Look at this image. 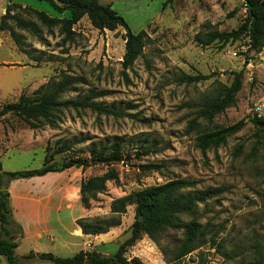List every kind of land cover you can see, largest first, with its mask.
I'll return each instance as SVG.
<instances>
[{
  "label": "rangeland",
  "instance_id": "1",
  "mask_svg": "<svg viewBox=\"0 0 264 264\" xmlns=\"http://www.w3.org/2000/svg\"><path fill=\"white\" fill-rule=\"evenodd\" d=\"M101 2L111 4L133 33L146 31L149 35L142 56L131 69L122 66L124 28L99 31L84 18L68 38L61 26L48 28L29 9L61 18L68 17L69 12L58 14L47 1L0 0V22L7 7L14 4L12 13L33 24L24 29L9 21L19 43L10 32H0V110L19 102L22 95L31 102L39 100L43 85L53 90L63 75H68L75 83L60 94V102L90 98L94 104L128 115L120 118L91 109L59 108L52 116V125L42 122L31 129L20 117L7 114L0 118L3 169H39L48 152L69 145V151L54 158L53 165L60 166L71 158H88L86 150L92 145L122 138L124 161L111 166L119 182L106 183L88 210L90 218L107 217L116 199L176 179L196 182L194 191L224 189L218 198L198 205L195 213L181 216L177 225L163 231L156 240L143 234L127 249L129 261L138 257L144 264H167L180 249L185 225L196 219L206 234L197 240L198 249L185 258L184 264H264V132H257L252 124L257 116L253 112L255 104L264 99V48H251L249 37L224 47L218 42L201 47L194 40L205 23L220 31L236 30L248 17L244 0ZM235 72L243 74L236 106L208 120L203 116L206 105L221 94L223 86L231 85ZM184 75L210 78L188 83L181 81ZM240 121L245 125L230 131ZM208 134L223 141L202 149L199 139ZM13 144L18 147L6 151ZM150 164L159 165V169L140 168ZM107 170L103 165L85 172L72 168L55 181L65 179L66 195L72 202L77 196L81 198L83 178L102 176ZM54 183L16 180L14 191L25 193L43 186L51 190ZM135 220L136 205L130 203L121 225L87 243L88 251L104 257L114 255L131 237ZM13 230L19 235L16 226ZM31 251L64 258L76 254L73 250L53 249L46 243L24 241L16 252L20 264L46 263L39 258L25 261L23 255ZM0 264H8L6 257H0Z\"/></svg>",
  "mask_w": 264,
  "mask_h": 264
},
{
  "label": "trees",
  "instance_id": "2",
  "mask_svg": "<svg viewBox=\"0 0 264 264\" xmlns=\"http://www.w3.org/2000/svg\"><path fill=\"white\" fill-rule=\"evenodd\" d=\"M47 1L58 13L69 12V16L61 18L52 17L45 12L35 9H29L37 19L47 26L53 28L61 26L62 32L69 38L74 33L73 27L85 17L91 22L92 26L99 31H116L124 28L126 33L125 54L123 56L122 66L125 70L131 69L136 60L142 56L149 35L146 31L133 33L123 17H121L111 4H103L101 0H41ZM245 4L251 7L248 10V17L236 30L226 32L220 31L216 26L205 23L201 31L195 35V42L201 47L211 46L214 43H221L222 47L230 42L237 41L243 37H249L251 48L260 50L264 48V0H244ZM14 4H10L0 22V32H10L12 38L19 43L16 32L9 21H14L19 28L29 29L33 24L23 19L18 14H13ZM125 73V72H124ZM234 78L230 86H223L221 94L210 101L203 111V116L212 120L216 115L226 111L228 108L236 106L237 95L243 86V74L241 72L233 73ZM207 75H184L182 82L197 83L209 79ZM75 83V79L68 75H63L62 80L55 85L53 90H46L50 85H43L40 91H43L39 100L31 102L22 95L17 103H9L0 110V118L7 114H15L20 117L31 129H35L45 122L52 125V116L59 108L64 109H91L107 116L126 117L125 113L106 108L102 105L94 104L90 98L83 101H64L60 102V94L70 85ZM252 124L257 132H264V116H256ZM245 125L240 121L230 128V131H238ZM223 138H218L215 134H208L200 137L199 147L208 148L210 145H219ZM124 139L116 138L111 143L102 145H92L86 152L88 158L75 157L64 162L60 166L53 165L57 154H62L70 150L69 145H60L51 153L45 155L44 164L41 168L28 171L7 172L3 170L0 160V256L6 257L8 264H20L16 249L19 246V239L23 237V231L13 219L12 208L10 205L9 184L14 180L29 179L33 177H42L51 172H64L66 170L77 168L85 172L87 168L103 165L108 167L106 173L102 176L93 178H83L80 187L81 203L84 209L89 210L92 202L98 200V194L105 190V185L109 181L119 182V176L111 166L124 161L123 149ZM142 170H158L159 165L150 164L140 166ZM196 182L176 179L163 185L153 186L141 191L133 192L130 195L116 199L112 202L110 214L105 217L81 218L76 223L81 227L84 235L98 236L108 233L112 228L121 225L122 216L127 211L130 203L136 205V220L132 227V235L110 256L104 257L96 251H80L72 257H58L52 253H29L26 259L39 258L43 261H49L53 264H144L143 261L135 257L128 260L125 256L127 249L134 246L143 234L153 239H157L163 231L172 228L179 222L181 216L190 215L197 211L198 205L212 199L218 198L224 193L223 188H208L204 191H194ZM141 218V220H140ZM13 226L19 230L16 235ZM200 223L192 219L185 225L184 240L179 251L174 258L167 264H184L185 258L196 251L197 240L205 236ZM200 258L204 261V253H200ZM201 264V263H198ZM257 264H262L258 262Z\"/></svg>",
  "mask_w": 264,
  "mask_h": 264
},
{
  "label": "crops",
  "instance_id": "3",
  "mask_svg": "<svg viewBox=\"0 0 264 264\" xmlns=\"http://www.w3.org/2000/svg\"><path fill=\"white\" fill-rule=\"evenodd\" d=\"M10 138H12L11 135ZM12 147L18 146L13 144V146L6 148V151ZM21 148L29 149L25 146H21ZM69 170L60 173L51 172L42 177L21 179L23 183L40 181L42 185L45 184V181L51 180L55 182L51 190L43 186L28 189L24 191L25 193H17L14 191L16 180L10 182L8 190L10 192L13 219L21 226L23 231V237L19 239V246L15 252L20 248L22 242L27 241L38 244L46 243L53 249L73 250L78 253L90 250L87 249L86 244L105 235H84L81 227L76 223L78 219L90 217L91 215L88 214V210L84 209L79 196L76 199H72V202L69 201L66 195L67 186L65 179L61 181L57 179L55 181L60 175L68 174ZM28 254L23 255L25 261L31 262L37 259H26L25 256ZM44 262H46L45 264H53L49 261Z\"/></svg>",
  "mask_w": 264,
  "mask_h": 264
},
{
  "label": "built area",
  "instance_id": "4",
  "mask_svg": "<svg viewBox=\"0 0 264 264\" xmlns=\"http://www.w3.org/2000/svg\"><path fill=\"white\" fill-rule=\"evenodd\" d=\"M250 47H251V45H250ZM235 56H236V54H235ZM253 112L258 117H261L264 114V99L262 101H260V102H258V103L255 104V107L253 109Z\"/></svg>",
  "mask_w": 264,
  "mask_h": 264
},
{
  "label": "water",
  "instance_id": "5",
  "mask_svg": "<svg viewBox=\"0 0 264 264\" xmlns=\"http://www.w3.org/2000/svg\"><path fill=\"white\" fill-rule=\"evenodd\" d=\"M248 10H249V12H251V7L250 6H248ZM140 220H141V218H140Z\"/></svg>",
  "mask_w": 264,
  "mask_h": 264
}]
</instances>
